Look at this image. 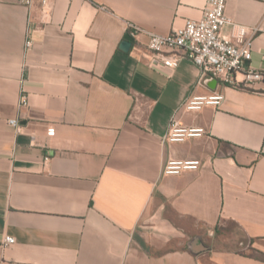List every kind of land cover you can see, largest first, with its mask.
I'll list each match as a JSON object with an SVG mask.
<instances>
[{"label": "crops", "instance_id": "1", "mask_svg": "<svg viewBox=\"0 0 264 264\" xmlns=\"http://www.w3.org/2000/svg\"><path fill=\"white\" fill-rule=\"evenodd\" d=\"M42 1L0 0V264H264V81L201 79L182 54L153 65L129 30L167 35L206 0ZM227 14L264 72V0ZM212 94L220 107L185 109ZM174 117L206 134L166 141ZM169 161L202 167L165 175Z\"/></svg>", "mask_w": 264, "mask_h": 264}, {"label": "built area", "instance_id": "2", "mask_svg": "<svg viewBox=\"0 0 264 264\" xmlns=\"http://www.w3.org/2000/svg\"><path fill=\"white\" fill-rule=\"evenodd\" d=\"M26 7H31L34 0H21ZM229 0H206L203 17L188 20L184 26L175 28L167 35L130 24L129 30L133 38L145 35L148 38L147 48L149 60L153 65H165L175 68L181 55L187 57L199 67L201 79L211 76L221 82L233 86H248L264 81V72L252 67L246 68L245 62L252 60V45L245 40L247 31L238 26L227 14ZM47 6L48 0L42 1ZM234 29L233 38L225 34L227 28ZM26 45L30 47L31 41ZM225 100L221 94L194 96L185 104L187 111L198 112L204 107H220ZM22 107L28 105L27 97L20 100ZM9 124L20 131L17 120ZM56 134L55 128L48 130L49 136ZM206 134L202 128L185 127L174 117L169 125L166 141L172 143L185 142L190 138H201ZM202 167L200 161H169L164 166L165 175L177 176L185 171H196ZM15 238L6 236L4 246L15 244Z\"/></svg>", "mask_w": 264, "mask_h": 264}, {"label": "rangeland", "instance_id": "3", "mask_svg": "<svg viewBox=\"0 0 264 264\" xmlns=\"http://www.w3.org/2000/svg\"><path fill=\"white\" fill-rule=\"evenodd\" d=\"M228 233L230 235L234 234V239L235 241L237 242H243L245 245H246V240L245 238L242 236V232L240 231L239 227L235 224H230V227H229V230H228ZM254 255V253H253Z\"/></svg>", "mask_w": 264, "mask_h": 264}, {"label": "water", "instance_id": "4", "mask_svg": "<svg viewBox=\"0 0 264 264\" xmlns=\"http://www.w3.org/2000/svg\"><path fill=\"white\" fill-rule=\"evenodd\" d=\"M132 42H133V39L130 36H126L124 42L121 44V49L124 51H129V49L132 45ZM198 244H200V242L197 241L195 244V249H194L196 253L201 251L200 248L197 247Z\"/></svg>", "mask_w": 264, "mask_h": 264}]
</instances>
